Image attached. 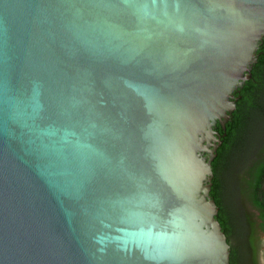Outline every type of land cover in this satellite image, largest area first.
I'll return each instance as SVG.
<instances>
[{"label": "water", "instance_id": "95a60500", "mask_svg": "<svg viewBox=\"0 0 264 264\" xmlns=\"http://www.w3.org/2000/svg\"><path fill=\"white\" fill-rule=\"evenodd\" d=\"M264 0H0V264H229L209 192Z\"/></svg>", "mask_w": 264, "mask_h": 264}, {"label": "trees", "instance_id": "16d2710c", "mask_svg": "<svg viewBox=\"0 0 264 264\" xmlns=\"http://www.w3.org/2000/svg\"><path fill=\"white\" fill-rule=\"evenodd\" d=\"M256 55L251 77L234 91L235 108L228 121L224 126L217 121L214 127L221 143L211 161L209 194L218 208L216 219L230 244L229 264H257L258 242L251 231L252 222L239 212L233 200L236 193L232 176L237 170L243 173L242 187L238 185L237 190L257 210L264 233V144L257 156L250 157L254 135L264 127V37ZM249 235L254 238L252 248L247 242Z\"/></svg>", "mask_w": 264, "mask_h": 264}, {"label": "rangeland", "instance_id": "374dc122", "mask_svg": "<svg viewBox=\"0 0 264 264\" xmlns=\"http://www.w3.org/2000/svg\"><path fill=\"white\" fill-rule=\"evenodd\" d=\"M264 141V127L259 128L254 135L253 140V146L251 150L250 157L257 156L262 144ZM249 161V160H248ZM243 173L240 170H237L232 176V182H233V188L236 194L233 195V200L237 204V207L239 209V212L248 215L250 217V220L252 222L251 231L252 234H255V237L257 238V264H264V233L261 230L259 224L260 220L258 217L257 210L247 201L245 198L243 192L240 194V191L237 190V186L242 187V179H243ZM247 242L249 246L252 248L254 246V238L253 235H249L247 237Z\"/></svg>", "mask_w": 264, "mask_h": 264}]
</instances>
